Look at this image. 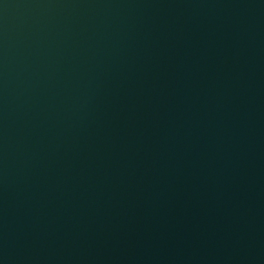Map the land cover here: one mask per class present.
Wrapping results in <instances>:
<instances>
[{"label": "water", "instance_id": "1", "mask_svg": "<svg viewBox=\"0 0 264 264\" xmlns=\"http://www.w3.org/2000/svg\"><path fill=\"white\" fill-rule=\"evenodd\" d=\"M0 264H264V0H0Z\"/></svg>", "mask_w": 264, "mask_h": 264}]
</instances>
